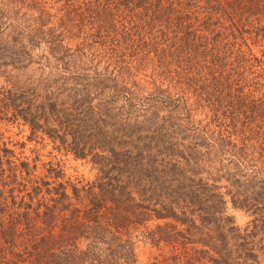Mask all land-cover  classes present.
Instances as JSON below:
<instances>
[{"label": "trees", "instance_id": "trees-1", "mask_svg": "<svg viewBox=\"0 0 264 264\" xmlns=\"http://www.w3.org/2000/svg\"><path fill=\"white\" fill-rule=\"evenodd\" d=\"M36 60L0 118L93 172L2 145L0 264H264V0H0V66Z\"/></svg>", "mask_w": 264, "mask_h": 264}, {"label": "rangeland", "instance_id": "rangeland-1", "mask_svg": "<svg viewBox=\"0 0 264 264\" xmlns=\"http://www.w3.org/2000/svg\"><path fill=\"white\" fill-rule=\"evenodd\" d=\"M36 61L38 63L34 61L24 68L0 66V87L4 86L16 91L24 90L27 94V98L31 101H38L39 99H41V95H43L44 91L41 85H39V81L42 77H44V79H55L57 76V72L53 67H42V65H40V60ZM40 66L43 71L39 69ZM134 78L138 80L137 83L139 82L143 85H148L143 80V76L141 75V73L136 74ZM41 82H43V79ZM120 112L121 111L119 107L115 105L112 106V110H110L108 115H112L116 119V117L121 115ZM160 115L161 112H159L158 115L154 116L155 119L159 121ZM101 116L107 122H109L107 116L100 115V117ZM194 116L198 117V114L195 113ZM139 118V116H134L133 114L127 120V124H130L128 127L133 128V131L136 133L139 131L138 129L143 128V124L140 122ZM27 133L28 128L25 124L16 125L14 122H11L6 118H0V147L2 145H5L12 148L14 153V157L12 158L14 160L17 161V159L22 157L34 156L37 158L38 164H40L41 161L53 160L56 157H62L64 159L63 169L65 172V176H67L68 178L73 179L75 175L79 174H82L84 176H91L93 171L85 162H82L78 159H73L70 154L62 155L60 151L53 148V145L48 140L43 139L41 142H39L37 141L36 137L34 140L28 139L26 136ZM187 137L190 139L189 135H187ZM222 215H231L233 223L239 227H243L249 218L248 214H246L241 209L232 207L229 202L225 203V210L222 211ZM203 229L204 231H210V229H207L206 227H204ZM149 249L150 248L146 243H138L137 261L139 263H144V261L147 259Z\"/></svg>", "mask_w": 264, "mask_h": 264}]
</instances>
